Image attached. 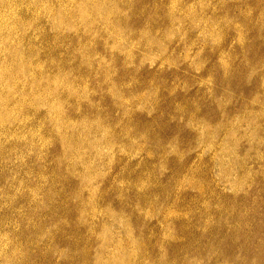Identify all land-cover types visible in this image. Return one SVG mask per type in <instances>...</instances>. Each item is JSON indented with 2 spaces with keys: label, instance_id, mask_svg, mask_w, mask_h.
Returning <instances> with one entry per match:
<instances>
[{
  "label": "rangeland",
  "instance_id": "obj_1",
  "mask_svg": "<svg viewBox=\"0 0 264 264\" xmlns=\"http://www.w3.org/2000/svg\"><path fill=\"white\" fill-rule=\"evenodd\" d=\"M0 264H264V0H0Z\"/></svg>",
  "mask_w": 264,
  "mask_h": 264
},
{
  "label": "bare ground",
  "instance_id": "obj_2",
  "mask_svg": "<svg viewBox=\"0 0 264 264\" xmlns=\"http://www.w3.org/2000/svg\"><path fill=\"white\" fill-rule=\"evenodd\" d=\"M89 1V0H88Z\"/></svg>",
  "mask_w": 264,
  "mask_h": 264
}]
</instances>
